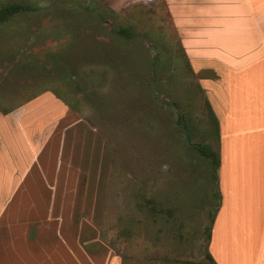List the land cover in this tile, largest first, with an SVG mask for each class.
I'll use <instances>...</instances> for the list:
<instances>
[{"label": "rangeland", "instance_id": "1", "mask_svg": "<svg viewBox=\"0 0 264 264\" xmlns=\"http://www.w3.org/2000/svg\"><path fill=\"white\" fill-rule=\"evenodd\" d=\"M9 1L14 0H0V7ZM16 1L32 7L0 23V94L17 64L61 55L77 67L79 78L62 83L53 76L43 86L28 87L58 91L75 109L46 92L55 102V112L66 107L65 113L81 118L96 132L95 148L102 145L97 187L56 189L69 192L70 201L56 203V215L62 212L65 218H56L54 227L67 229L73 242L102 246L121 264H211L204 229L209 224L206 186L212 181V167L194 146L218 151L215 116L200 82L205 75L193 69L163 3L114 11L109 1L110 5L93 0L94 12H89L85 4L79 5L85 0H58L54 5L47 0ZM118 27L132 36L118 35ZM113 39L126 40L117 41L109 53L112 68L102 83L99 63ZM47 69L54 73L51 62ZM79 79L77 88L73 82ZM9 81L12 87L24 86L23 76ZM171 107L173 115L166 113ZM181 114L190 128L171 125ZM69 132L63 149L74 155L70 165L75 172L69 178L77 179L79 173L92 179L90 171H76L87 164L83 143L88 141L91 150L92 137L76 127ZM61 135L56 131V141Z\"/></svg>", "mask_w": 264, "mask_h": 264}, {"label": "crops", "instance_id": "2", "mask_svg": "<svg viewBox=\"0 0 264 264\" xmlns=\"http://www.w3.org/2000/svg\"><path fill=\"white\" fill-rule=\"evenodd\" d=\"M96 1L114 11L163 3L193 69L205 75L200 82L218 124L221 202L208 253L215 264H264V0ZM42 94L0 114V264H121L102 246L73 242L54 227L65 218L56 203L70 201L56 189L97 187L103 152L94 130L66 107L55 112ZM75 127L93 140L91 150L83 143L87 164L76 170L92 179L69 178L74 155L63 149Z\"/></svg>", "mask_w": 264, "mask_h": 264}, {"label": "trees", "instance_id": "3", "mask_svg": "<svg viewBox=\"0 0 264 264\" xmlns=\"http://www.w3.org/2000/svg\"><path fill=\"white\" fill-rule=\"evenodd\" d=\"M26 1V0H24ZM43 0H37L38 3H41ZM85 3H79V5H84ZM96 4V3H94ZM93 4H85L84 8L85 10L89 12H94L92 9ZM32 6L28 3H23L20 1H9V3H6L5 5L0 7V23L8 21L10 18L14 17L17 13H20L21 11L29 10ZM99 17L101 15L97 13ZM115 33L118 35L130 37L132 36V33L124 27H118L115 29ZM121 40L124 41L126 39H113L112 45L111 46H106L104 47L103 51L107 54V56L103 59V61L99 64L103 66V71L100 73V80L101 82L106 81V72L110 67L109 65L111 64L112 57H109V53L116 48V42ZM156 62H158L157 59H155ZM51 64L53 65V72H49L47 69V65ZM156 62L152 61V64L156 66ZM69 65V66H68ZM85 65H90L89 63H85ZM77 67L71 65L68 60H66L63 56L61 55H49L48 58H44L43 62H40L39 59H33L24 62L23 64H17V66L14 69H11L8 72V76L5 77V81H8L4 83V89L1 87V94H0V114L6 115L9 114L10 112L14 111L16 108L20 107L21 105L33 100L34 98L38 97L42 93L45 92H50L52 95H54L56 98L61 100L66 106H68L70 109L74 110L75 107L67 101L63 96L59 94L58 91L53 90V89H41V91H32L28 87L30 84L33 85H45L50 81L53 76L55 77L54 80H58L62 83L65 81L71 79H77L79 78L80 72L75 69ZM71 77H69V72H71ZM79 72V73H77ZM69 75V76H68ZM92 75V74H91ZM13 76V78H12ZM17 76H23L24 77V86L23 87H12L9 84L11 83L9 80H12L16 78ZM90 76V74H89ZM86 78L82 77V80ZM76 84L77 88H80V79L77 82H73ZM102 85V84H101ZM149 92H151L149 90ZM19 94V98L16 97V95ZM152 94V92L150 93ZM15 95V97H12ZM24 96V97H22ZM16 98V99H15ZM6 100V102H5ZM14 100H17L16 102ZM15 102V103H13ZM177 105V103H175ZM103 105V104H102ZM178 106V105H177ZM160 110V109H159ZM76 111V110H75ZM159 112V111H158ZM166 113H170L173 115V107L170 108ZM212 113V111H211ZM213 114V113H212ZM215 122V135L216 139L218 141V124L216 118H214ZM189 120L186 118L184 114H181L179 118L175 121V124L171 123L173 127H175L177 130H180L181 128H190ZM195 150H197L201 156L204 157L206 163L212 167V171L210 173L211 177V184L208 181V184L206 186V197H207V217L209 219V224L205 226V235H206V240H207V250H208V242L210 239V234H211V229L212 225L216 216V213L219 209L220 202H221V196H220V191L218 188V180H217V171L219 167V155L218 151L213 150L211 146L209 145H195L194 146ZM169 212V210H167ZM206 257L210 261L211 264H215L212 257L207 251Z\"/></svg>", "mask_w": 264, "mask_h": 264}, {"label": "water", "instance_id": "4", "mask_svg": "<svg viewBox=\"0 0 264 264\" xmlns=\"http://www.w3.org/2000/svg\"><path fill=\"white\" fill-rule=\"evenodd\" d=\"M184 137L185 139L188 141V130L186 129L185 132H184Z\"/></svg>", "mask_w": 264, "mask_h": 264}]
</instances>
